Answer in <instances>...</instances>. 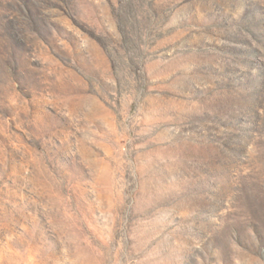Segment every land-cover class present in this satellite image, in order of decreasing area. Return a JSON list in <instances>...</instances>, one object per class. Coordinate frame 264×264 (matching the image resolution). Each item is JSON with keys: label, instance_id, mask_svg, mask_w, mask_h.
<instances>
[{"label": "rangeland", "instance_id": "obj_1", "mask_svg": "<svg viewBox=\"0 0 264 264\" xmlns=\"http://www.w3.org/2000/svg\"><path fill=\"white\" fill-rule=\"evenodd\" d=\"M0 264H264V0H0Z\"/></svg>", "mask_w": 264, "mask_h": 264}]
</instances>
